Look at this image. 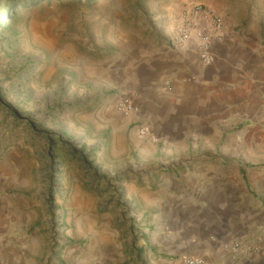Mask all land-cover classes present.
Returning <instances> with one entry per match:
<instances>
[{"label":"crops","instance_id":"crops-1","mask_svg":"<svg viewBox=\"0 0 264 264\" xmlns=\"http://www.w3.org/2000/svg\"><path fill=\"white\" fill-rule=\"evenodd\" d=\"M215 1L208 5L224 31L209 66L194 44L175 46L181 23L150 39L111 37L110 88L134 110L102 122L117 135L115 149L133 143L138 170L121 197L107 199L102 222L74 221L78 230L66 237L86 243L66 246L50 264H264V30L237 28L236 14ZM134 124L149 134L128 132ZM17 160L12 154L7 167ZM1 191L0 264H47L46 234L25 235L33 204ZM74 200L86 212L100 198Z\"/></svg>","mask_w":264,"mask_h":264},{"label":"rangeland","instance_id":"rangeland-1","mask_svg":"<svg viewBox=\"0 0 264 264\" xmlns=\"http://www.w3.org/2000/svg\"><path fill=\"white\" fill-rule=\"evenodd\" d=\"M214 1L0 0V187L4 196L33 204L25 235L46 234L47 264L66 246L86 243L66 237L78 230L74 221L102 222L107 199L121 197L138 170L133 143L115 149L117 135L102 122L118 113L121 98L106 71L118 53L111 37L154 38L176 28L189 7L216 12L208 5ZM216 1L236 14L237 28L264 30V0ZM134 126L142 125L128 132ZM12 154L18 160L9 168ZM78 193L100 200L79 212Z\"/></svg>","mask_w":264,"mask_h":264},{"label":"built area","instance_id":"built-area-1","mask_svg":"<svg viewBox=\"0 0 264 264\" xmlns=\"http://www.w3.org/2000/svg\"><path fill=\"white\" fill-rule=\"evenodd\" d=\"M223 31V18L207 6L197 4L184 11L173 42L176 47L194 44L203 66H209L213 63L215 45L223 41ZM115 109L119 114L128 115L134 110V104L128 98H120L116 101ZM136 128L142 137L149 134L148 128L144 126ZM185 264L205 262L200 258L190 257L185 259Z\"/></svg>","mask_w":264,"mask_h":264},{"label":"trees","instance_id":"trees-1","mask_svg":"<svg viewBox=\"0 0 264 264\" xmlns=\"http://www.w3.org/2000/svg\"><path fill=\"white\" fill-rule=\"evenodd\" d=\"M23 5H25V4H22L20 7H23ZM3 21H4V23H5L6 20L4 19Z\"/></svg>","mask_w":264,"mask_h":264}]
</instances>
